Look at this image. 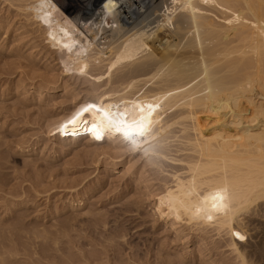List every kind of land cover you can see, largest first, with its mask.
<instances>
[{
	"label": "bare ground",
	"instance_id": "6f19581e",
	"mask_svg": "<svg viewBox=\"0 0 264 264\" xmlns=\"http://www.w3.org/2000/svg\"><path fill=\"white\" fill-rule=\"evenodd\" d=\"M72 2L70 13L55 0H0V64L19 61L0 66L12 83L0 119L30 125L25 109L51 114L62 95L73 106L44 135L122 164L132 181L109 190L103 212L38 213L30 176L13 166L23 142L4 128L0 264H258L246 246L264 213V0Z\"/></svg>",
	"mask_w": 264,
	"mask_h": 264
},
{
	"label": "rangeland",
	"instance_id": "374dc122",
	"mask_svg": "<svg viewBox=\"0 0 264 264\" xmlns=\"http://www.w3.org/2000/svg\"><path fill=\"white\" fill-rule=\"evenodd\" d=\"M55 2L57 3V5L63 11L68 10V12L71 11L70 13L74 12L73 6L71 5V4H73L72 0H55ZM153 2H154L153 4L157 5L156 8H158V9H161V7L163 6L161 3H159L160 0H153ZM0 13H2V12H0ZM152 19L153 18L149 19L146 22V24L148 22L152 21ZM145 20H147V19H145ZM146 24H144L143 26H145ZM17 25L18 24H16L15 26H17ZM27 54H28V51L24 52V55H27ZM12 58L13 57H11L9 59L8 58L4 59L1 62L0 66H3L4 64H11L13 66V63L16 64V63L19 62L15 58H13V59ZM39 70L43 71V67L39 68ZM143 70L144 69H142V71ZM55 71L57 72L58 70H55ZM6 80L7 79H2L0 81V91L1 90L2 91L6 90L9 87V85L12 86V83H10L8 80L7 81ZM37 84H38V82H37ZM261 91L264 92V90H262V88H261ZM85 95H87V94L81 92L78 95L79 98L76 99V100H73V101H78V102L83 101V99H85ZM62 97L63 96L61 95L59 97H56V99L54 100V103H56L57 107H52V105L50 103V106L53 109V111L51 112L52 115L50 113L48 114L49 116L47 114L40 116V114H38V112H37L38 109H36L37 106H33V107H29V108L25 109V112H27V114H28L29 120L33 122V123L32 122L29 123L31 126L28 125V124H24L25 126L23 127V123H20V122H18V123H16V122L10 123V119L11 118H9V117L6 118V119H0V138L6 136L8 134V131L7 130L4 131V128L7 127V129L10 130V131H12L15 128L14 129V134L15 135L10 137V138L11 139L13 138V140H20V141L23 142L22 143V145H23L22 148L21 147H17L19 149H16V147H15V148L11 149V151H14V153H16L15 151H18V150L19 151H21V150L24 151V153L20 152V153L17 154V156H16L17 160H15V162H13V163H15V165H13V163H12V165L14 166V168L18 167L20 170L21 169H25L27 171L26 175L28 174L27 176H30L29 180L24 181V185L23 186L26 189H27V187H30L29 190L31 189L30 192H31V194L33 196H31L30 193H28L27 194L28 196L26 197V200L28 201L27 203H30L33 200L36 202V205H37L36 209L41 211V212L38 211V213H42L45 210H49V209L50 210L55 209L56 212L57 211L60 212V210L63 209V210H61V212H63L65 210H67V208L75 210L78 207H81V208H80V210H77V213L80 212L82 215L85 214L86 212H88V210L90 208H92V209L95 208L97 210L99 208L98 211L103 212V211L106 210L107 207H105V206H101L100 207V205H99L100 202L99 201H101V200L102 201H107V199L110 196L109 192L111 190L123 191L124 190V185L129 183V181L131 182L132 179L127 177L128 175H124V168L122 167V164H120L121 168L118 166L119 164L116 165V170H115V168H111L110 165H106L105 166V162H108L110 160V158H107L106 156H103L101 154H97V155L93 154V151H91V148H85V145H79V143L75 144V145H71V146H70V144H68V145L67 144H61V143H59V140L57 138L56 139H51V138H48V137H46L44 135V134H46V126H47V124L51 123V122L57 120L58 118H60L61 116L65 115L67 112L70 111L71 107L73 106L71 101L68 100V99L66 100V102L64 104H62V105L59 104L60 100H62L61 99ZM87 97H88V95L86 96V98ZM14 102H15V99L14 100H10V97H7V98L4 99L3 105L13 104ZM1 103H2V101L0 100V104ZM33 109L34 110L36 109L35 112H34ZM30 118H32V119H30ZM18 124H21L22 127L20 125H18ZM27 125H28V128H27ZM20 127H21V129H18ZM33 127L35 129H33ZM40 132H41V134H40ZM45 138L47 140H45ZM49 140H51V141H49ZM27 141H28V143H27ZM37 141H39V142H37ZM98 148L99 147H97V150H98ZM13 149H15V150H13ZM31 151H33V152H31ZM99 155H101V156H99ZM95 156L97 157V160H96ZM18 157L22 158V159H19ZM27 157H28V159H27ZM80 157H81L82 160L80 159ZM92 157H94V158H92ZM22 161H23V163H22ZM95 161H97L96 164H95ZM16 162L17 163L19 162V163L17 164ZM25 162H29V163H26L27 165L30 164L28 166V168L27 167L24 168V167L21 166V165L25 164ZM20 163H21V165H20ZM48 163H49V165H48ZM50 164L53 165V166H51ZM63 167H65V168H63ZM105 167H107V168H105ZM46 168H48V169H46ZM56 169H57V172H56ZM44 171H45V173H44ZM34 174L37 175L38 177L35 176ZM57 174H59V175H57ZM32 176L35 177V178H33ZM45 177H47V178H45ZM31 178H33V179H31ZM50 179L52 180V182H51ZM43 180H46V181L43 182ZM17 181H19V180H17ZM41 182H43V183H41ZM28 185H30V186H28ZM38 185H40L42 188L40 186H38ZM49 187L50 188L52 187V188L50 189ZM53 188L54 189L57 188V189L54 190ZM35 193H36V195H34ZM37 194H38L39 197L37 196ZM41 196L43 198H41ZM103 196L105 197V199H104ZM46 197H47V199H46ZM36 198H37V200H36ZM47 200L49 202H47ZM58 200H60V201H58ZM73 203L76 204V205H74ZM87 203H88V205H87ZM93 203H96V204L93 205V207H92L91 204H93ZM59 204H61V205H59ZM70 204L72 206H70ZM259 204L264 206V199H262V201L260 200ZM44 205L47 206V208ZM59 206H61V207H59ZM260 208H259V210H260ZM72 212H75V211H72ZM252 219L254 221L253 224L257 228V230L253 232V234H254L253 238L254 239L253 238L251 239L252 242H247L248 245L246 244L247 245L246 247H247V249H250V248L254 249L253 258L256 260L255 261L256 263L264 264V213L260 212V214L256 215ZM146 224L150 225V224H152V222L150 221V222H147ZM137 228H140V227L138 226V227H135L133 229L136 230ZM162 231H163L162 229H158L157 232H159V235H158V233H156L153 236L160 237L161 235L164 234V232H162ZM141 236H149L150 237L151 235L148 234L147 232H141ZM126 238H128V235L126 236ZM190 248L191 247L187 248V250H189Z\"/></svg>",
	"mask_w": 264,
	"mask_h": 264
},
{
	"label": "snow or ice",
	"instance_id": "6c2138e0",
	"mask_svg": "<svg viewBox=\"0 0 264 264\" xmlns=\"http://www.w3.org/2000/svg\"><path fill=\"white\" fill-rule=\"evenodd\" d=\"M89 107H93V106H89ZM84 111H87V109H85ZM75 119H76V117H73V119L71 121H69V123H74ZM139 131L141 132V134L143 133V129H140ZM125 135H129V133H125ZM99 138H100L99 135H97V139H99Z\"/></svg>",
	"mask_w": 264,
	"mask_h": 264
}]
</instances>
